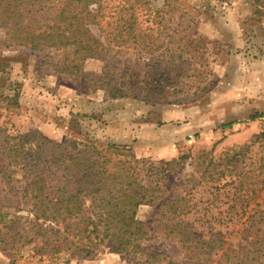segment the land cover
<instances>
[{
    "label": "rangeland",
    "instance_id": "1",
    "mask_svg": "<svg viewBox=\"0 0 264 264\" xmlns=\"http://www.w3.org/2000/svg\"><path fill=\"white\" fill-rule=\"evenodd\" d=\"M163 4L150 0L149 18L137 6L136 30L111 52L120 61L111 70L69 48L0 44V170L10 164L9 139L29 140L28 149L91 137L143 160L142 183L158 187L136 212L145 250L127 254L112 252L108 240L95 248L99 239L78 235L74 221L36 219L23 174L0 175V264H249L251 244H264V0H176L173 17ZM112 10L100 20L111 32ZM111 76L125 83V97L102 88ZM170 201L190 223L180 226L201 237L198 246L169 233ZM215 238L223 249L204 255L202 244Z\"/></svg>",
    "mask_w": 264,
    "mask_h": 264
},
{
    "label": "trees",
    "instance_id": "2",
    "mask_svg": "<svg viewBox=\"0 0 264 264\" xmlns=\"http://www.w3.org/2000/svg\"><path fill=\"white\" fill-rule=\"evenodd\" d=\"M112 1L0 0V30H5V38L0 39V44L39 51L69 48L74 51L76 59H99L106 63L105 70L114 69L120 61L114 59L111 52L124 48L135 32L139 18L137 6L146 5L144 14L147 18L152 10L148 8L150 0H120L113 6ZM175 4L176 0H164L163 7L168 9L166 13L171 17L177 9ZM106 9H114L112 11L117 17L113 32L100 25L102 12ZM146 38L149 39L148 35L143 36V41ZM147 44L141 42L138 46L146 48L149 47ZM124 85L118 86L111 76L106 87L102 88L110 98L117 99L126 96ZM9 140L14 141L3 151V155L10 160V164L0 170V175L23 174L26 182L23 193L34 201L36 219L57 223L60 218L74 221L78 235L85 236L90 242L94 236L95 240L99 239L96 244H91L95 248L108 240L111 243L108 249L114 253L130 254L145 250L141 240L146 223L136 219V212L140 206L154 202L158 187L142 183L140 171L144 167L143 160L133 155L129 157L114 144L91 137L49 147L39 142L35 148L28 149L27 139L16 137ZM5 143L8 144V136L4 138ZM177 202L170 201L163 215L166 221H176L169 226V233L179 244L185 246L190 243L196 247L201 237L180 226L181 223H190ZM172 206H175L174 210L170 208ZM87 213L90 216L86 217ZM43 231L54 232V228H44ZM60 236V231L56 230L55 239H60ZM218 241L215 238L206 246L202 244L203 248H207L204 255L211 251L219 253L223 246ZM262 241L252 243L247 251L244 259L246 262L250 259L249 264H264ZM82 249L84 256L91 255V246ZM243 250L244 247L239 251ZM228 252L234 251L225 249V253Z\"/></svg>",
    "mask_w": 264,
    "mask_h": 264
},
{
    "label": "crops",
    "instance_id": "3",
    "mask_svg": "<svg viewBox=\"0 0 264 264\" xmlns=\"http://www.w3.org/2000/svg\"><path fill=\"white\" fill-rule=\"evenodd\" d=\"M71 264H98V263H90V262H83V261H77V262H73V263H71Z\"/></svg>",
    "mask_w": 264,
    "mask_h": 264
}]
</instances>
